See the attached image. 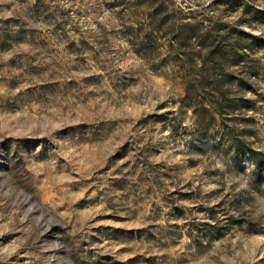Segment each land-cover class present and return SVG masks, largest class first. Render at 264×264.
Here are the masks:
<instances>
[{
	"label": "rangeland",
	"instance_id": "obj_1",
	"mask_svg": "<svg viewBox=\"0 0 264 264\" xmlns=\"http://www.w3.org/2000/svg\"><path fill=\"white\" fill-rule=\"evenodd\" d=\"M0 264H264V0H0Z\"/></svg>",
	"mask_w": 264,
	"mask_h": 264
}]
</instances>
